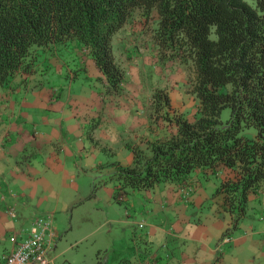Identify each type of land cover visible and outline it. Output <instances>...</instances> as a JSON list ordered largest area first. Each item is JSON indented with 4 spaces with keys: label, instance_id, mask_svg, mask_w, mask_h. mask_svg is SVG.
<instances>
[{
    "label": "trees",
    "instance_id": "16d2710c",
    "mask_svg": "<svg viewBox=\"0 0 264 264\" xmlns=\"http://www.w3.org/2000/svg\"><path fill=\"white\" fill-rule=\"evenodd\" d=\"M138 14L155 21L160 61L190 66L198 103L191 116L170 115V96L153 95L154 111L167 109L168 132L127 144L134 159L117 172V193L123 199L129 187L180 188L214 176L213 199L233 216L224 235L231 233L248 216L251 196H264V0H0V85L17 76L26 83L42 54L75 43L106 92L118 96L126 74L113 38ZM249 128L254 137L244 133Z\"/></svg>",
    "mask_w": 264,
    "mask_h": 264
},
{
    "label": "rangeland",
    "instance_id": "374dc122",
    "mask_svg": "<svg viewBox=\"0 0 264 264\" xmlns=\"http://www.w3.org/2000/svg\"><path fill=\"white\" fill-rule=\"evenodd\" d=\"M144 21L141 15H136L113 38L116 60L126 74L121 93L116 97L117 110L125 120L128 116L123 113H127L130 118H137L138 122L145 121L148 116L149 122L153 125V130L149 127L150 134L151 131L158 129L166 133L167 122L163 119V115L166 114L167 109L154 111L153 95L167 93L170 96V115L180 113L193 115L198 103L192 92L194 74L190 66L180 61L166 64L160 61L153 40L155 21L154 19H150L147 23ZM72 44L68 47L59 46L56 49L61 52L59 56L65 57L63 72L57 74L56 68L42 72L40 76L42 82L48 88H55L65 97L73 93L77 94L73 97L85 98L84 101L93 104L96 102L93 100L95 99L93 92L100 93L103 90L107 96V103L110 102L109 97L113 95L106 92L105 86L102 89L101 85L97 84L98 69L95 66L81 68L80 59ZM44 56L48 55L42 54L38 59L40 66L45 65ZM41 68L47 67L45 65ZM88 97L90 99H87ZM97 110L96 105L95 112ZM229 116L230 109L227 108L223 112V118L228 119ZM90 118V123L85 124L87 128L80 135L70 134L67 138L68 133L65 129L62 130L65 135L62 142L67 148L64 146L66 148L64 150L59 147L60 151L57 153L67 167L66 173L72 174V177L63 188L59 204L52 197L55 188L43 189L39 198L34 200V203H29L30 216L35 214L38 217L48 216L53 221V247L56 244L57 264H114L117 252L129 246L131 236L143 235L147 230V224L157 223L163 219L171 223L174 219V216H170V212H165L169 206L167 201H162L158 196L160 193L155 187L151 193L129 187L123 193V199L120 198L117 193L119 186L117 172L128 167L126 161H129V150L124 148L118 138L111 139L112 142L103 136L102 141L92 138V134L100 125L101 116L96 114ZM111 121L112 124L107 126L110 129L116 125L114 119ZM127 122L131 123L130 120ZM117 127L123 130L126 123L118 122ZM244 133L249 137L257 134L254 128L245 129ZM153 136L155 135H150ZM122 159L124 161L120 162ZM50 169L47 168L46 172L49 177L58 176L52 171V167ZM50 180L56 184V179L50 178ZM57 184L61 186V179ZM219 185L220 179L212 176L210 179L200 177V182L197 184L192 180L191 185L180 187L187 194L190 193L189 188L195 187V198L206 201H188L187 197L184 198L188 201L187 213L192 220L204 219L207 216L212 205L211 199ZM40 198L43 201H40ZM249 207L248 216L244 217L239 227L233 230L235 237L246 236L249 228L257 230L253 231L255 233L262 228L259 224L261 213L257 208ZM216 236L217 240L221 237L218 236V232ZM255 236L258 241L255 243L256 246L251 249L246 248L245 253H241L239 248H236L235 241L222 244V250H234L232 251L234 258H238L233 261L234 264H264V231ZM113 238L116 239L114 243ZM101 241L107 248L100 252L102 258L99 263V250L95 247Z\"/></svg>",
    "mask_w": 264,
    "mask_h": 264
},
{
    "label": "crops",
    "instance_id": "0c3cea01",
    "mask_svg": "<svg viewBox=\"0 0 264 264\" xmlns=\"http://www.w3.org/2000/svg\"><path fill=\"white\" fill-rule=\"evenodd\" d=\"M68 46L71 45L65 47ZM72 46L77 51L81 68L95 66L92 58L86 55L80 45L73 43ZM54 53L44 56L46 69L41 68L45 65L40 66L39 61L37 62L36 71L26 78V83H21L23 76H17L10 86L0 85V262L14 248L10 237L27 228L38 217L37 214L30 216L29 203H34L43 189L55 188L52 197L59 204L63 188L72 177V174L66 173L67 167L57 153L60 151L59 147L64 150L67 148L62 142L65 138L62 130L65 129L68 133L67 138L70 134L80 135L87 128L85 124L90 123V117L96 114L101 116L100 125L92 138L100 141L104 138L110 141L118 138L124 148L129 150V161H126L128 166L132 164L134 155L127 144L140 143L143 137H150L153 133L151 131L150 134L148 116L145 121L138 122L137 118H130L127 113H123L128 116L125 120L117 110V96H110V102L107 103L103 90L100 93L93 92V100L96 101L93 104L84 101V97H73L77 94L65 97L55 88H48L42 82L41 74L52 68H56V73L61 74L64 68L65 57L59 56L60 51ZM98 75L97 73L96 77ZM97 84L103 89L102 83L98 81ZM82 91L84 94L83 88ZM96 105L98 110L95 112ZM111 119L116 123L112 129L107 127L112 124ZM129 120L131 123L127 122ZM118 122L126 123V127L119 130ZM123 161L124 159L120 162ZM50 167L58 176L49 177L46 172L47 168L51 170ZM198 174L201 175L196 173L197 177ZM50 178L56 179V184ZM60 179L61 186L57 184ZM152 189L139 191L151 193ZM155 189H158V196L162 201H167L169 209L165 212H170L174 219L171 223L163 219L147 224L143 235L131 236L129 246L117 252L114 264H234L233 261L238 259L234 258V250L223 251L221 247L226 243L223 241L225 232L232 229L233 216L222 210L217 199H213L214 196L207 216L192 220L187 213L186 202L205 201L195 198V187L189 188V194L171 184H162ZM40 201L43 199L40 198ZM249 205L261 213L259 224L262 228L256 233L253 231L257 230L249 228L247 235L243 237H235L233 231L230 233L241 253H245L248 247L254 248L258 242L255 235L264 231V196L259 200L251 196ZM203 214L202 212L201 215ZM217 232L221 236L219 241L216 239ZM115 240L112 239L113 243ZM104 245L101 241L95 247L99 250V260L102 258L100 252L106 247ZM55 247L56 244L49 257L57 264Z\"/></svg>",
    "mask_w": 264,
    "mask_h": 264
},
{
    "label": "built area",
    "instance_id": "2783aa9c",
    "mask_svg": "<svg viewBox=\"0 0 264 264\" xmlns=\"http://www.w3.org/2000/svg\"><path fill=\"white\" fill-rule=\"evenodd\" d=\"M54 224L50 217H36L27 228L10 237L14 248L3 256L0 264H54L49 257L52 251ZM223 241H232L226 234Z\"/></svg>",
    "mask_w": 264,
    "mask_h": 264
}]
</instances>
